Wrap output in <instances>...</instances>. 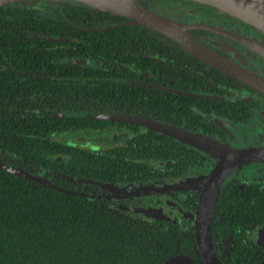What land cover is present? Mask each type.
I'll list each match as a JSON object with an SVG mask.
<instances>
[{"label": "flooded vegetation", "instance_id": "flooded-vegetation-1", "mask_svg": "<svg viewBox=\"0 0 264 264\" xmlns=\"http://www.w3.org/2000/svg\"><path fill=\"white\" fill-rule=\"evenodd\" d=\"M137 1L148 11L177 18L197 41L264 76V58L240 43L264 41L252 25L194 0ZM19 2L42 13L37 35L44 45L24 46L38 53L16 55V62L0 50V101L7 102L1 112L41 116L42 147L58 160H66V152H117L101 163L112 166L103 180L49 169L43 174L47 179L61 177L71 192L105 198L115 212L163 211L171 218L165 221L187 217L193 226L203 181L222 152L215 156L174 134L203 135L221 144L223 152L264 147V95L171 38L70 0ZM18 57L27 61L18 63ZM211 69L218 74H208ZM232 169L210 213L212 243L223 264H248L264 258V161Z\"/></svg>", "mask_w": 264, "mask_h": 264}, {"label": "trees", "instance_id": "trees-1", "mask_svg": "<svg viewBox=\"0 0 264 264\" xmlns=\"http://www.w3.org/2000/svg\"><path fill=\"white\" fill-rule=\"evenodd\" d=\"M41 15L21 6V2L13 7L0 6V50L13 55L14 62L16 55L38 53V49H23L42 44L37 35L42 29ZM23 60L26 59L18 57L17 62ZM208 74L218 71L211 69ZM6 106V101H0V107ZM41 120L33 113L26 116L15 110L6 115L0 110L1 162L43 178L48 169L96 180L110 175L108 169L112 166L101 163L107 162L109 154L117 153L116 150H99L93 155L81 151L79 156L66 152V160H58L42 147ZM61 179L47 180L66 191L0 169V264H162L175 254H187L195 263L202 264L195 253L194 229L189 218L174 223L115 212L105 198L72 193V188L68 189ZM260 259L257 256L247 263Z\"/></svg>", "mask_w": 264, "mask_h": 264}, {"label": "water", "instance_id": "water-1", "mask_svg": "<svg viewBox=\"0 0 264 264\" xmlns=\"http://www.w3.org/2000/svg\"><path fill=\"white\" fill-rule=\"evenodd\" d=\"M19 1H37V0H0V6L8 5L9 3ZM59 1V0H50ZM82 5H87L92 8H96L109 13L126 16L127 18L133 19L134 23L143 25L144 27L154 29L165 36L171 38L175 43L187 52L196 56L200 60L206 62L210 66L215 67L224 74L237 79L241 83L249 86L260 94L264 95V76L257 74L255 71L241 66L238 63L231 61L221 54L211 50L206 45L200 43L195 38L190 36L185 30L184 24L175 17H170L162 13H154L148 11L146 8L141 6L137 0H127V8L122 6L114 5L107 0H70ZM196 2L209 4L216 7L219 11L227 12L228 14L252 25L262 35H264V0H231L235 4V7L240 11L241 8H246L251 14L243 15L225 8L219 4L211 2L209 0H194ZM223 3L228 0H221ZM192 26H199L201 24L194 23ZM187 26V25H186ZM202 26V25H201ZM187 27H190L188 25ZM246 48L253 50L256 54L264 58V41L262 40H244L240 42ZM84 62V61H83ZM88 62V61H87ZM101 117V116H99ZM179 139L186 141L201 149L209 150L220 156L219 161L206 175L207 180L203 181L204 186L200 189L198 197L196 211L192 214L194 238H195V253L199 255L202 264H223L217 257L211 234L210 225V213L212 210L213 203L215 201L218 189L221 185L225 175L229 173L232 168H236L242 163L247 161H264V147L262 146H247L239 149H231L223 152L224 147L218 142H214L211 139L196 134L193 132H178L174 134ZM0 169L17 173L25 176L28 179L38 181L39 183L53 186L54 188L66 191L63 188L51 185V183L41 176L31 175L29 172L16 169L15 167L5 164L0 161ZM160 191L162 189H153V191ZM74 193V192H72ZM144 212L145 215L155 217L161 220H171L170 216H166L161 213L163 211H156L152 213L148 209L141 208L137 210ZM162 264H197L187 254H175L167 258ZM254 264H264V258Z\"/></svg>", "mask_w": 264, "mask_h": 264}, {"label": "bare ground", "instance_id": "bare-ground-1", "mask_svg": "<svg viewBox=\"0 0 264 264\" xmlns=\"http://www.w3.org/2000/svg\"><path fill=\"white\" fill-rule=\"evenodd\" d=\"M108 2L117 5V6H122L127 8V0H107ZM211 2H214L216 4H219L225 8H228L230 10H233L241 15H243L244 17H246L245 14H251L252 12H250L249 10H247L246 8H241L240 11L235 7V4L231 2V0H228V2L223 3L221 0H209ZM260 2V0H259ZM247 18V17H246Z\"/></svg>", "mask_w": 264, "mask_h": 264}, {"label": "rangeland", "instance_id": "rangeland-1", "mask_svg": "<svg viewBox=\"0 0 264 264\" xmlns=\"http://www.w3.org/2000/svg\"><path fill=\"white\" fill-rule=\"evenodd\" d=\"M256 132H258V131H254V133H256ZM182 183L184 184L185 182L184 181H182ZM160 188V187H159ZM158 188V189H159ZM151 188H149V187H146V188H144V190H150ZM153 189H156L155 187H153ZM160 189H165V187H161ZM169 188H166V190H168ZM157 191V190H156ZM161 191V190H160ZM119 211H122V210H119Z\"/></svg>", "mask_w": 264, "mask_h": 264}]
</instances>
